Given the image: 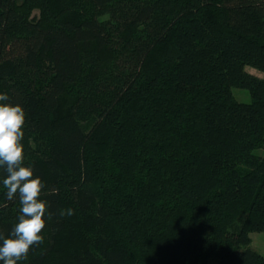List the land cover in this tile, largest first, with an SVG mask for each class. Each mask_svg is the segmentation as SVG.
Masks as SVG:
<instances>
[{
	"label": "trees",
	"instance_id": "1",
	"mask_svg": "<svg viewBox=\"0 0 264 264\" xmlns=\"http://www.w3.org/2000/svg\"><path fill=\"white\" fill-rule=\"evenodd\" d=\"M248 67L264 74V0H0V103L25 111L47 204L18 264H264V76ZM5 178L8 238L22 205Z\"/></svg>",
	"mask_w": 264,
	"mask_h": 264
},
{
	"label": "clouds",
	"instance_id": "2",
	"mask_svg": "<svg viewBox=\"0 0 264 264\" xmlns=\"http://www.w3.org/2000/svg\"><path fill=\"white\" fill-rule=\"evenodd\" d=\"M8 99L6 93L0 94V101ZM24 124L25 111L22 106L0 103V167H4L7 172L3 185L7 189L8 200L19 193L22 205L11 236H0V261L3 264H18V261L27 257L33 245H39L44 240L41 233L46 225L44 217L47 204L39 199L44 185L39 177L33 178L31 166H23L24 149L21 141ZM60 215L71 216L73 210L69 208L61 211Z\"/></svg>",
	"mask_w": 264,
	"mask_h": 264
},
{
	"label": "rangeland",
	"instance_id": "3",
	"mask_svg": "<svg viewBox=\"0 0 264 264\" xmlns=\"http://www.w3.org/2000/svg\"><path fill=\"white\" fill-rule=\"evenodd\" d=\"M35 13H38V12H35ZM247 70L249 72L256 74V75L264 76L263 73L255 70L253 68L248 67ZM233 94H234L236 100H238L239 102H243V103H250L251 102L250 92L246 89L234 88ZM255 153L264 157V149L256 150ZM44 237H45V235H44ZM251 238H252V247L257 252H259L262 256H264V235L262 233L254 232L251 234Z\"/></svg>",
	"mask_w": 264,
	"mask_h": 264
}]
</instances>
